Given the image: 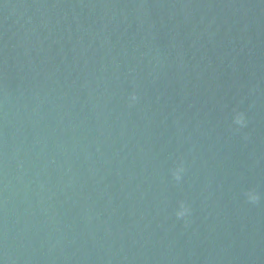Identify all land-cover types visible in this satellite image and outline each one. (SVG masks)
Instances as JSON below:
<instances>
[{
	"label": "water",
	"instance_id": "1",
	"mask_svg": "<svg viewBox=\"0 0 264 264\" xmlns=\"http://www.w3.org/2000/svg\"><path fill=\"white\" fill-rule=\"evenodd\" d=\"M0 264H264V0H0Z\"/></svg>",
	"mask_w": 264,
	"mask_h": 264
},
{
	"label": "clouds",
	"instance_id": "2",
	"mask_svg": "<svg viewBox=\"0 0 264 264\" xmlns=\"http://www.w3.org/2000/svg\"><path fill=\"white\" fill-rule=\"evenodd\" d=\"M132 99L134 100L135 97L133 96ZM237 123H240L241 125H243V121L242 120H238ZM251 202H255V199L251 200ZM179 215L180 216H184L185 214L184 213H180Z\"/></svg>",
	"mask_w": 264,
	"mask_h": 264
}]
</instances>
